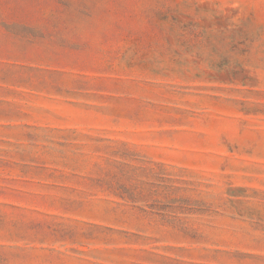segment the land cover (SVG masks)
<instances>
[{"label":"rangeland","instance_id":"1","mask_svg":"<svg viewBox=\"0 0 264 264\" xmlns=\"http://www.w3.org/2000/svg\"><path fill=\"white\" fill-rule=\"evenodd\" d=\"M0 264H264V0H0Z\"/></svg>","mask_w":264,"mask_h":264}]
</instances>
